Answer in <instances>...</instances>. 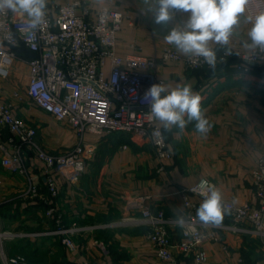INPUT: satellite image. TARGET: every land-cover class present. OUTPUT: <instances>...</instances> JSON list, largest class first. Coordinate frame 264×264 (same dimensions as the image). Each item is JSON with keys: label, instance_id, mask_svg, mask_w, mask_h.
I'll use <instances>...</instances> for the list:
<instances>
[{"label": "crops", "instance_id": "crops-1", "mask_svg": "<svg viewBox=\"0 0 264 264\" xmlns=\"http://www.w3.org/2000/svg\"><path fill=\"white\" fill-rule=\"evenodd\" d=\"M72 1L47 0L46 9L54 16L59 5ZM81 1L80 13L84 7L90 9L87 20L94 19L103 7L122 13L116 54L159 60V77L171 87L189 84L202 97V107L213 127L207 137L196 133L191 123L182 132L174 128L165 133L173 158L164 162L156 158L150 143L125 133L86 134L80 139L67 123L56 121L28 98L25 90L30 70L26 61L33 53L25 47L16 49L18 58L8 79L0 78V104L10 105L16 119L35 128L38 143L51 154L84 144L87 167L76 184L57 176L59 193L48 203L25 199L27 179L2 166L12 147L9 130L0 127V232L13 233L4 247L9 255H16L20 253L11 251L15 242L23 239L33 243L29 251L42 256L37 264H165L148 239L150 228L141 222L142 209L162 211L175 219L179 208L187 213L180 192L200 180L216 185L225 203L258 207L252 172L264 152V66H250L246 73L236 69L241 58L254 51L242 46L249 24H241L231 38V63L208 75L188 70L181 63L160 61L165 48L176 50L164 36L185 21L187 13L174 12V19L165 28L154 23L143 0ZM212 47L217 53L224 51L215 43ZM109 70L107 66L106 72ZM31 152L26 162L29 175L47 196L44 166ZM189 198L197 207L202 201L196 196ZM50 207L56 209L51 218L45 214ZM73 225L80 231L73 238L77 250L70 252L62 245L59 232ZM248 229L230 214L221 226L205 228L207 237L201 247L209 263L264 264V237L252 235ZM169 233L172 244L177 245L182 239L180 228L171 227ZM175 255L179 264L192 263L190 255L178 250Z\"/></svg>", "mask_w": 264, "mask_h": 264}, {"label": "built area", "instance_id": "built-area-1", "mask_svg": "<svg viewBox=\"0 0 264 264\" xmlns=\"http://www.w3.org/2000/svg\"><path fill=\"white\" fill-rule=\"evenodd\" d=\"M257 5L264 6V3L256 0L246 10V15L255 14L259 10ZM82 6L81 0L59 5L54 16L46 9L44 22L38 26L26 14L8 9L0 11V78L8 79L18 58L16 49L24 46L34 54L26 61L30 74L25 91L36 107L56 121L67 123L80 139L86 134L125 133L138 141L150 143L159 161L172 160L173 153L166 136L162 143H157L153 137V132L160 125L149 120L150 104L145 100L150 86L163 81L158 75L159 60L140 55L118 56L116 35L124 19L122 13L103 7L96 11L94 19L87 20L90 9L84 7L80 13ZM229 57L224 51L217 53L216 69L226 65ZM161 60L164 63H181L191 71L212 70L203 58L186 57L169 48L162 51ZM257 65L264 66V51L254 50L243 56L236 69L246 73L250 66ZM107 66L110 69L108 73ZM0 127L9 130L11 138L8 142L12 147V152L2 160V166L11 174L27 179L25 199L48 203L58 196L57 176L69 184H76L84 175L87 167L84 144L58 155L49 153L38 143L37 130L16 119L8 104H0ZM26 149L34 151L44 166L47 196L29 175ZM252 178L258 207L226 204L231 208L230 216L236 223L249 226L250 234L264 237V152L256 163ZM208 184V181L200 180L180 192L196 234H185V230L180 229L182 239L177 245L172 244L169 233L171 227H176L175 219L168 218L162 211L154 213L148 208L142 209L141 222L150 228L148 239L165 264H179L175 250L190 255L191 264H210L201 246L207 237L203 230L212 226L197 222V204L189 198L196 196L202 199L201 193ZM55 212L56 209L50 207L45 214L51 218ZM79 231L80 228L73 225L59 232L62 245L70 252L77 250L73 238ZM8 234L0 232V263L32 264L22 254L12 256L7 253L4 242L12 236ZM83 264L100 263L85 261Z\"/></svg>", "mask_w": 264, "mask_h": 264}, {"label": "clouds", "instance_id": "clouds-1", "mask_svg": "<svg viewBox=\"0 0 264 264\" xmlns=\"http://www.w3.org/2000/svg\"><path fill=\"white\" fill-rule=\"evenodd\" d=\"M255 3L256 0H143L154 23L165 28L174 19V12L188 14L185 21L168 30L164 40L186 57L203 58L213 71L217 66V49L212 43L223 49L225 55H232L230 41L241 24L250 25L242 46L247 50L264 51V6L257 5L259 10L255 14L244 16ZM46 6L47 0H0V11L8 9L26 14L37 26L44 22ZM145 100L150 104L149 120L160 125L153 132L157 143L163 142L165 133L174 128L182 132L190 123L202 137H207L212 130L213 125L202 107V97L189 84L171 87L161 81L150 86ZM201 196L202 201L195 211L197 222L203 226H221L225 216L231 213L221 191L216 185L208 184ZM190 221L191 214L179 208L176 226L185 230V234L195 235L196 228Z\"/></svg>", "mask_w": 264, "mask_h": 264}, {"label": "trees", "instance_id": "trees-1", "mask_svg": "<svg viewBox=\"0 0 264 264\" xmlns=\"http://www.w3.org/2000/svg\"><path fill=\"white\" fill-rule=\"evenodd\" d=\"M24 47V46H23ZM31 53V52H30ZM32 54V53H31ZM33 56H34V54H33ZM33 56H31V58L33 57ZM229 63H231V59H230V57H229V62L226 64V65H228ZM225 66V65H224ZM224 66H221V67H219L218 69H215V71H217V70H219V69H221V68H223ZM199 71H205L208 75H212L215 71H213V70H210V71H208V70H199ZM31 150L30 149H26L25 150V162H27V159H28V157H27V153L28 152H30ZM32 152H34V151H32ZM31 152V153H32ZM35 155V154H34ZM36 157V156H35ZM35 201H38L39 202V200L38 199H36ZM31 247H33V243L31 244V243H26V242H24L23 241V239H21V241H17V242H15V244H13V246H11V251L14 253V252H17V253H20V254H22V255H24V256H26L27 257V259L32 263V264H37V262H39V261H41L42 262V259H40V258H38L39 256H41L40 254L41 253H36V252H30L29 250L31 249ZM37 251V250H36ZM34 253H36V254H34ZM17 255V254H16ZM13 256V255H12ZM41 258H42V256H41ZM1 264V263H0Z\"/></svg>", "mask_w": 264, "mask_h": 264}, {"label": "rangeland", "instance_id": "rangeland-1", "mask_svg": "<svg viewBox=\"0 0 264 264\" xmlns=\"http://www.w3.org/2000/svg\"><path fill=\"white\" fill-rule=\"evenodd\" d=\"M7 233H9L8 235H12V236H10V238H13V233L12 232H7ZM11 241H15V240H11Z\"/></svg>", "mask_w": 264, "mask_h": 264}]
</instances>
